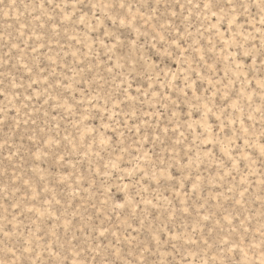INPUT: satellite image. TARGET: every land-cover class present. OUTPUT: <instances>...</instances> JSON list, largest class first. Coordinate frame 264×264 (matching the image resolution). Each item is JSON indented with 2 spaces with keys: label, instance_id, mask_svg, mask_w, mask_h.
Wrapping results in <instances>:
<instances>
[{
  "label": "rangeland",
  "instance_id": "1",
  "mask_svg": "<svg viewBox=\"0 0 264 264\" xmlns=\"http://www.w3.org/2000/svg\"><path fill=\"white\" fill-rule=\"evenodd\" d=\"M243 2L0 0V264H264Z\"/></svg>",
  "mask_w": 264,
  "mask_h": 264
},
{
  "label": "snow or ice",
  "instance_id": "2",
  "mask_svg": "<svg viewBox=\"0 0 264 264\" xmlns=\"http://www.w3.org/2000/svg\"><path fill=\"white\" fill-rule=\"evenodd\" d=\"M227 2H228V4L232 5L234 0H227ZM124 6L125 5L123 3L120 4L121 8H123ZM259 6L261 7L262 11H264V0H260ZM205 7H208V5H205ZM236 7H239L240 9L246 10V5L243 2V0H235V6L233 7V11L236 10ZM121 23H123V21H121ZM261 23L264 24V19H262ZM262 55H264V53H262ZM262 87H264V84H262ZM261 154L264 155V145H262V147H261ZM120 207H124V205H120ZM101 235H103V233H101Z\"/></svg>",
  "mask_w": 264,
  "mask_h": 264
}]
</instances>
